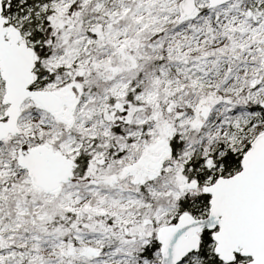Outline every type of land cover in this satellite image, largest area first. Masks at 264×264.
Segmentation results:
<instances>
[{"label": "snow or ice", "instance_id": "1", "mask_svg": "<svg viewBox=\"0 0 264 264\" xmlns=\"http://www.w3.org/2000/svg\"><path fill=\"white\" fill-rule=\"evenodd\" d=\"M0 264H264V0H0Z\"/></svg>", "mask_w": 264, "mask_h": 264}]
</instances>
